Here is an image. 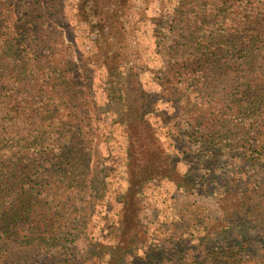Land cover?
I'll return each instance as SVG.
<instances>
[{
    "label": "trees",
    "instance_id": "16d2710c",
    "mask_svg": "<svg viewBox=\"0 0 264 264\" xmlns=\"http://www.w3.org/2000/svg\"><path fill=\"white\" fill-rule=\"evenodd\" d=\"M38 3L31 1L26 9ZM127 4L79 0L98 52L95 68L101 70L85 88L71 74L72 47L63 31L43 14L25 11L20 1L0 0L2 238L39 250L74 241V231L86 224V211L93 209L94 216V208L109 200L108 183L91 169L86 141L97 85L104 88V105L112 115L111 135L116 127L122 129L129 174L121 195V237L106 264H123L127 251L143 239V185L159 180L185 191L194 188L191 177L158 144L172 126L161 102L172 103V117L185 137L236 154L258 172L254 187L227 195L236 206L226 209L264 218V0H174L171 9L154 18L157 52L165 64L157 73L158 93L141 81L129 52L134 30ZM175 34L185 40L164 42ZM86 193L89 199L82 206L79 198ZM256 195L263 199L255 201ZM219 223L222 229L231 226ZM259 261L264 264V254ZM177 264L256 263L222 255L211 260L193 256Z\"/></svg>",
    "mask_w": 264,
    "mask_h": 264
},
{
    "label": "rangeland",
    "instance_id": "374dc122",
    "mask_svg": "<svg viewBox=\"0 0 264 264\" xmlns=\"http://www.w3.org/2000/svg\"><path fill=\"white\" fill-rule=\"evenodd\" d=\"M6 1L15 4L20 1L25 5L38 0ZM39 1L28 10L31 14L50 18L48 24L54 23L63 31L66 44L72 47L71 74L78 77L85 88L92 86L95 78H100L101 70L95 68L94 55L98 52L91 41V29L79 9V0ZM173 4L174 0H128L126 7L129 24L134 30V35L128 40L129 52L134 53L132 59L141 81L151 92H159L157 73L165 65L157 52L154 18L171 9ZM26 6L25 11H28ZM185 34L186 31L183 32ZM179 39L184 41L185 37L179 38L175 34L163 40L171 44ZM103 89L98 85L93 89L96 103L89 112L92 126L86 129V141L91 152V169L98 180L108 183L111 190L109 200L94 208V216L93 209L86 211V224L74 231V241H66L70 235L64 238V244H56L50 249L18 245L2 238L0 232V264H106L109 261L121 237V195L128 188L129 174L126 170L127 155L121 148L122 129L116 127L111 135L108 124L112 115L104 105L106 96ZM160 106L170 113L172 126L169 134L158 140V144L176 161L182 174L191 177L194 188L185 191L159 180L142 186L140 215L143 239L127 251L123 264H177L193 256L211 260L222 255L262 264L259 260L264 254V218L257 216L252 219L243 211L232 215V209H226L236 206L232 200L226 199L227 195L254 187L252 183L258 172L242 163L236 154L221 153L215 146L202 147L201 143L185 137L183 126L177 117H172V103L161 102ZM238 118L241 119L240 116ZM261 130L264 141V129ZM108 135L110 140H106ZM260 198L263 199L256 195L254 200L259 202ZM88 199L89 194H83L79 203L86 206ZM225 221H229L231 226L218 227L219 222ZM67 230L72 231V226ZM100 243L102 245L98 247Z\"/></svg>",
    "mask_w": 264,
    "mask_h": 264
}]
</instances>
